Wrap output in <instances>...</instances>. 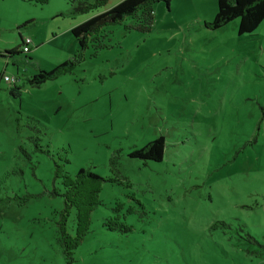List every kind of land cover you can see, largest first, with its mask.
<instances>
[{
  "label": "rangeland",
  "instance_id": "1",
  "mask_svg": "<svg viewBox=\"0 0 264 264\" xmlns=\"http://www.w3.org/2000/svg\"><path fill=\"white\" fill-rule=\"evenodd\" d=\"M71 12L0 0V264H66L56 162L107 179L73 264H264V21L211 30L216 0H160L150 32L110 25L72 73L30 85L74 56L72 28L97 11ZM24 38L29 52L10 54ZM160 136L162 161L131 156ZM118 203L130 232L105 225Z\"/></svg>",
  "mask_w": 264,
  "mask_h": 264
},
{
  "label": "trees",
  "instance_id": "2",
  "mask_svg": "<svg viewBox=\"0 0 264 264\" xmlns=\"http://www.w3.org/2000/svg\"><path fill=\"white\" fill-rule=\"evenodd\" d=\"M38 4H45L49 0H24ZM72 6L71 14H84L97 11L96 14L84 22L74 26L71 30L78 43V50L73 57L65 60L50 71L40 69L29 78L32 86H40L49 80H54L67 73H72L74 68L84 60V52L90 46L99 49L107 46L105 44L106 30L110 25L123 23L127 18H132L133 23L126 25L128 30L136 29L140 32H150L154 24V5L160 0H122L112 8L98 12V9L105 6L108 0H68ZM168 5L170 0H164ZM217 12L211 22H205V26L211 30H216L228 24L234 19H239L238 33L251 34L264 21V0H216ZM21 49L10 50V54L22 52ZM14 95L19 94V88L14 86ZM165 141L160 136L146 145L134 150L131 156L134 158L153 161H162L164 156ZM66 162L69 160L66 159ZM119 154H114L110 159V164L114 174L118 173L117 165ZM55 178L62 181L64 187L63 197L65 208L60 211V218L57 221L59 241L66 264H73L75 261V250L80 246L85 237L90 232L92 223V212L101 204L100 193L106 178L99 176L90 168H80L71 175L64 169V164L55 163ZM114 182L118 178H109ZM142 206V204L138 201ZM123 203H118L115 211L118 213ZM72 208L76 210V229L72 235L68 231L67 221ZM133 208L127 209L132 212ZM110 230L120 232H130L133 227L126 223L118 213L109 217L105 223Z\"/></svg>",
  "mask_w": 264,
  "mask_h": 264
},
{
  "label": "built area",
  "instance_id": "3",
  "mask_svg": "<svg viewBox=\"0 0 264 264\" xmlns=\"http://www.w3.org/2000/svg\"><path fill=\"white\" fill-rule=\"evenodd\" d=\"M32 43V40L30 38H24L23 39V47H22V50L25 52H29L30 50V45ZM4 79L9 82V83H13L15 84L17 79L15 77H10V76H7L5 75L4 76Z\"/></svg>",
  "mask_w": 264,
  "mask_h": 264
}]
</instances>
